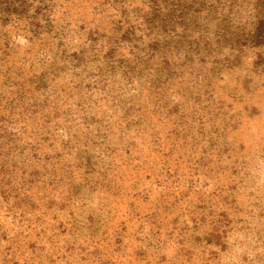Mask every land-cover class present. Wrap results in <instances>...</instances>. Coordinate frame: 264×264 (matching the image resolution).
I'll use <instances>...</instances> for the list:
<instances>
[{
    "label": "rangeland",
    "instance_id": "obj_1",
    "mask_svg": "<svg viewBox=\"0 0 264 264\" xmlns=\"http://www.w3.org/2000/svg\"><path fill=\"white\" fill-rule=\"evenodd\" d=\"M0 264H264V0H0Z\"/></svg>",
    "mask_w": 264,
    "mask_h": 264
}]
</instances>
